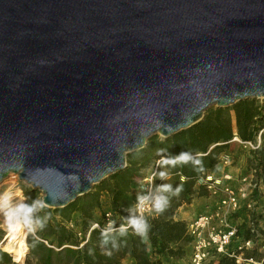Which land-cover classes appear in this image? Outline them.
<instances>
[{"label": "water", "instance_id": "water-1", "mask_svg": "<svg viewBox=\"0 0 264 264\" xmlns=\"http://www.w3.org/2000/svg\"><path fill=\"white\" fill-rule=\"evenodd\" d=\"M264 99V0H0V184L63 208L213 107Z\"/></svg>", "mask_w": 264, "mask_h": 264}, {"label": "trees", "instance_id": "trees-1", "mask_svg": "<svg viewBox=\"0 0 264 264\" xmlns=\"http://www.w3.org/2000/svg\"><path fill=\"white\" fill-rule=\"evenodd\" d=\"M235 137L242 142L261 140L255 150L238 145L244 174L254 175L256 188L252 198L258 201L264 196V99L249 98L230 107H213L198 124L170 137H152L144 148L128 154L124 170L95 185L89 193L63 208L44 207L35 212V232L26 241V264H125L126 260L132 264H183L190 256L193 239L188 233V222L178 219V211L196 198L210 196L206 178L219 172L221 157L230 150ZM158 149L165 150V157L188 152L192 161L161 168L157 163L161 158ZM195 160L201 163L196 165ZM161 171L168 173L165 179L160 178ZM149 175L153 176V192L167 197L164 211L154 209L143 216L149 225L146 238L131 227L122 235L121 226H127L128 219L136 216L132 210L137 196L145 194L140 190ZM162 184L171 185L173 192L178 186L182 190L175 195L157 193ZM24 189L28 204L37 200L39 191ZM239 218V236L243 240L255 239L260 223L264 222V210L242 209L233 216V220ZM105 231L106 243L102 245L101 233ZM262 247L264 243L256 241L246 256L262 259ZM4 250L14 258L11 251ZM6 252L0 249V264H12ZM208 264L237 262L225 254Z\"/></svg>", "mask_w": 264, "mask_h": 264}, {"label": "built area", "instance_id": "built-area-1", "mask_svg": "<svg viewBox=\"0 0 264 264\" xmlns=\"http://www.w3.org/2000/svg\"><path fill=\"white\" fill-rule=\"evenodd\" d=\"M233 142L246 150H255L261 144L260 138L257 142H242L235 137ZM232 164L230 157L222 156L219 172L206 178L210 193L206 199V211L188 222V233L193 241L190 256L183 264H208L219 255L225 254L233 257L237 264H264V257L258 259L246 256V251L252 250L256 241L263 242L260 232H256L255 239L243 240L239 236L240 224L233 220V216L242 209L252 212L264 210V196L258 201L254 200L252 195L256 185L253 173L246 175L242 172L238 177H234L227 169ZM146 180L148 182L145 194L155 197L157 194L152 188L153 176ZM153 210L154 208L146 205L139 209L138 213L144 216ZM132 213L137 215L135 209ZM107 217L109 219L110 214ZM97 227L99 228L98 225Z\"/></svg>", "mask_w": 264, "mask_h": 264}, {"label": "rangeland", "instance_id": "rangeland-1", "mask_svg": "<svg viewBox=\"0 0 264 264\" xmlns=\"http://www.w3.org/2000/svg\"><path fill=\"white\" fill-rule=\"evenodd\" d=\"M238 145L239 144L233 142L230 147V150L227 153L222 155V156L230 157L231 160L233 161V164L227 169L230 171V173L234 177H238L242 172L244 173L243 157L239 156V150H238L239 146ZM150 176L151 175H149L148 178ZM146 179L142 181V184H144V188L140 190L141 192H144V193H145L146 184L148 182ZM25 187L30 188L29 185L19 180L18 175L10 174V176H8V178L0 184V200L5 199L10 196L12 198L11 203L13 205L18 203L20 199H21V202H27L28 197L26 196V192L24 189ZM37 200L43 202V195L41 192H39ZM105 200L106 198H104V201ZM199 201H197L196 203L197 207L193 206L194 208L193 207L186 208L187 212L191 214H195L194 218L197 215L206 211L205 204L207 200L203 199L200 202ZM235 222L240 224L242 222V218L235 220ZM24 227L25 228L23 229L19 228V226H17V228H12L10 224L8 223V221L6 220V218L4 217V215L0 214V230L3 231V240L0 241V249L4 252H6L4 248L6 250L11 251V253L14 255V258L16 259V262L10 253L8 252L6 253L10 255L12 264H26V257L28 254V249L26 247V241L28 239L29 234L35 232V223L33 225H25ZM259 232L263 239L262 243H264V222L260 223ZM262 251L264 253V247H262ZM125 264H132V262L130 260H126Z\"/></svg>", "mask_w": 264, "mask_h": 264}, {"label": "clouds", "instance_id": "clouds-1", "mask_svg": "<svg viewBox=\"0 0 264 264\" xmlns=\"http://www.w3.org/2000/svg\"><path fill=\"white\" fill-rule=\"evenodd\" d=\"M164 151V149L157 150V154L161 157L160 160L157 161V163L161 168H166L168 166L175 167L179 163H188L189 161H192V156L188 152H182L180 155L174 157H165L163 155ZM193 163L199 165L201 162L199 160H195ZM167 175L168 173L164 171H161L159 173L161 179H165ZM181 190V187L178 186L175 192H173L171 185L162 184L158 186L156 192H173V194L175 195L178 194ZM11 199L12 198L9 196L5 199L0 200V214L4 215L12 228H17V226H19V228L23 229L25 225H33L36 222L34 219V213L38 210L42 211L45 207L44 203L39 200H33L32 204H28L27 202H19L13 205L11 203ZM166 203L167 197L163 195H156L155 197H152L148 194L138 195L137 204L134 206L137 215L128 219L127 226H121V234H126L127 227H131L138 235L146 238L149 225L147 223V220L138 213V210L146 205H149L157 212H163ZM106 234V231L101 233L102 245L106 243V241L103 239Z\"/></svg>", "mask_w": 264, "mask_h": 264}, {"label": "crops", "instance_id": "crops-1", "mask_svg": "<svg viewBox=\"0 0 264 264\" xmlns=\"http://www.w3.org/2000/svg\"><path fill=\"white\" fill-rule=\"evenodd\" d=\"M199 200L201 201V200H203V199H201V198H196V199L193 200L192 204L182 206V207L180 208V210L178 211V214H177L178 219H180V220H184V221H187V222L191 221V219L194 218L195 214H191V213L187 212L186 208H187V207L192 208L193 206H194V207H197V206H196V203H197V201H199ZM200 201H199V202H200ZM194 207H193V208H194Z\"/></svg>", "mask_w": 264, "mask_h": 264}]
</instances>
